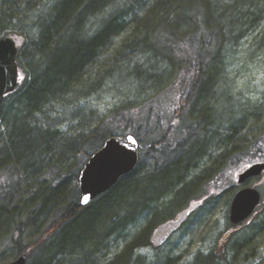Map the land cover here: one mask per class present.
<instances>
[{"label":"trees","instance_id":"obj_1","mask_svg":"<svg viewBox=\"0 0 264 264\" xmlns=\"http://www.w3.org/2000/svg\"><path fill=\"white\" fill-rule=\"evenodd\" d=\"M50 2L49 9L43 12V0H0V39L10 37L19 44L8 33L15 21L29 20L38 29V37L28 36L18 53V63L22 53L23 63L30 68L31 80L23 90L19 85L0 106V173L10 167L18 169L16 165H21L25 174L31 177L26 190L20 180L3 179L0 186V241L5 245L7 239L8 246L17 243L16 255H26L30 260L33 255L21 245L23 235L20 233H25L28 225H36L39 217L60 209L62 228L66 230L87 209V213L98 207L104 211L108 206L105 218L102 214L95 217L101 221L99 229L105 231L97 244L90 243V257L63 250L61 253H44L34 263L99 264L98 254L107 252L108 241L113 235L136 225L141 219L156 223L161 219L160 215L167 216L174 209V206L172 210L168 209L173 205L169 200L174 197V201H179L189 196L197 179V175H193L196 168H207L203 163L204 154L208 153L206 156L213 160L212 151L216 153L224 148L225 155L230 152L236 155L247 142L244 131L251 129L248 126L256 129L261 123L264 118L262 107L258 106L253 113L245 108L234 113L224 103L227 89L223 96L215 90H218L222 59L229 56V49L238 40L250 32L257 34L255 44L261 46L258 51H264V0ZM139 56L146 57V65L136 61ZM104 57H107V71L94 73L98 66L102 67V62L106 63ZM165 60L168 64L162 69ZM133 62H136L134 67L131 66ZM174 62L184 68L180 73L184 74L185 82L188 78L192 84L191 95L187 90L186 95L181 94L184 105L179 109L177 105L174 107L173 114L178 117H167V107L162 102H155L151 107H144L138 123L133 106H121L103 118L91 133L74 137L42 126L36 117V114L46 115L45 110L52 104L64 106L72 102L71 96L81 99L82 94L106 80L118 85L117 91L129 87L128 92L133 93L132 87L136 95L160 91L162 83L164 86L171 80L168 74ZM93 66L97 67L91 70ZM148 73L153 76L149 77ZM180 89L183 93L181 86ZM190 97L192 102L188 100ZM157 105L164 107L162 113H155ZM187 108L189 114L196 113L194 116L198 119L189 122L179 135H174L171 127L178 123L179 117L182 124L189 118L185 113ZM155 126L157 130L165 127L166 132L157 131L162 137L149 144L145 136ZM129 129L128 135L135 137L139 145L147 143L146 153L156 161L153 171L142 168L145 165L142 156L135 171L123 177L111 191L81 207L78 176L82 166L107 139L125 136ZM141 131H144L142 136ZM82 146H88V150L84 149L81 154ZM182 151L186 154L184 159L180 156ZM42 171L47 175L42 174V177ZM208 171L211 170L206 169ZM24 216H28L30 224L23 221ZM12 228L16 231L14 235ZM146 235L143 230L139 240L145 239ZM135 242L109 264H141L132 258V251L137 246ZM38 253H43V249ZM199 264L224 263L207 259Z\"/></svg>","mask_w":264,"mask_h":264},{"label":"rangeland","instance_id":"obj_2","mask_svg":"<svg viewBox=\"0 0 264 264\" xmlns=\"http://www.w3.org/2000/svg\"><path fill=\"white\" fill-rule=\"evenodd\" d=\"M50 1L51 0H43V12L47 11L51 6ZM28 21L29 20H23L22 23L15 21L14 26H12L14 29L12 28L8 31L12 37L19 41V48L25 46L24 43L28 36L33 39L38 37V29L34 27L33 23L30 24ZM256 35L257 34L253 35L252 32H250L244 38L238 40L237 44L229 49V56L222 59L221 67L219 68L220 75L218 78V90L216 89L215 92L222 94L223 96L224 90L227 89V97L224 100V103L226 108H232L234 113H238L244 110V108L253 113L258 106L264 109V51H258L261 46L255 44ZM120 41L121 40H118V42ZM21 54L22 53L19 54L21 78L20 89L23 90L25 87L24 85L27 81L29 82L31 78H29L28 75L30 68L26 67L23 63ZM112 54L113 52H111L110 58H112ZM106 60L107 57H104L103 61L106 62ZM136 61L142 65H146V57L139 56ZM174 63L172 64L170 71L168 70L170 72L168 75L171 80L164 86V83H162L163 88L160 91L150 92L149 95H136L134 93L136 91H133L132 87L130 91L134 94L128 92L129 87L128 90L122 89L117 91L116 86L118 85L115 83L111 84V82H107L106 80L98 83L97 87L94 86L91 91H84L85 93L82 94L81 99H76L71 96L69 99H71L70 101L73 103L70 102L64 106L57 103L54 105L52 104L50 109L45 110L46 115L36 114V117L40 120L42 126H50L51 130H59L61 133H64L69 137L77 136L80 133H91L96 129L103 118L109 117L111 112L119 109L121 106H133L135 109L134 111L138 114V123L140 122L141 112L144 107H151L155 102H162V104L165 105V108L167 107V117H178V115L173 114L175 110L174 107L177 105V109H179V107L184 105V100L181 99V94L186 95L184 92L187 90L188 94L191 95L192 84L188 81V78L187 82H185L184 74L182 72L180 73L184 68H181L177 63ZM135 64L136 62H133L131 66L134 67ZM167 64L168 63L165 60L161 65L162 69H165ZM181 66L184 67V65ZM96 67L93 66L91 70ZM102 70L104 72L107 71V62H102V67L98 66L94 73H98ZM211 70L215 72V68L211 67ZM152 72L156 74L159 73L158 70L151 71V73ZM148 75L149 77L153 76L150 73H148ZM211 84L212 82L210 85ZM214 85L217 87V83ZM180 86L184 90L183 93ZM221 91L222 93H220ZM205 93L207 94L208 92ZM211 93L212 92L209 94ZM188 100L192 102L191 97ZM185 105L188 107L187 104ZM163 110L164 107L162 105H157V107H155V113H162ZM189 112L190 109L188 110L187 108L185 113L189 115V118H186L187 120H185L183 124L181 117H179L180 120H178V123L171 127V132H173L174 135H179L181 130L185 128L189 122L191 123L198 119L194 116L196 113L191 111L192 114H189ZM143 114L145 117V113ZM248 127H251V129L244 131L245 140L247 142L240 147L239 153L236 151V155L234 156L231 152L225 155V149L221 148L220 150H217L216 153L212 151L214 155L212 157L213 160L206 156L208 153L204 154V161H202L207 165V168L204 166V169L203 167L196 168V172L193 175H197L195 177L197 179L194 182V189L189 193V196H187L186 199L184 198L179 201H174V197L172 198V201L169 200L173 205L168 209H171L173 206L174 209H171V214L167 213V216L160 215L161 219L155 221L156 223L150 224L146 219H141L136 225L129 228L127 227V230H123L121 233L113 235L108 241L109 250L107 248V252L105 251L104 253L98 254L99 264L111 263V261L119 256L129 244L135 241L134 244H138V247H134L135 249L132 251V258L135 262L141 264H196V261L200 263L202 260L209 259L210 256L211 258L221 257L222 260H220V263L224 264H264V176L250 181V184L256 186L262 194V202L258 211L248 223H245L243 228L239 231L233 232L231 235L232 242L230 241L229 244L224 246V249L229 248L234 251L237 248V250L234 251V253H220V250L222 249L217 250L221 234H225L230 228L229 203L236 195L235 187L237 184V175L242 168L264 160V118L261 120V123L258 124L256 129L252 128V126ZM118 128H120L119 126H117L116 129L120 131ZM157 131L164 134L166 128L159 127L157 130L156 126L151 127L150 132L145 136V141L152 144L155 140L160 139L162 134L157 133ZM143 133L144 131H141L140 136H142ZM128 134H130V129L126 132L125 136ZM204 139L205 136H203V141ZM147 143H142L143 147L141 145L142 153L140 154V157L143 156V161L145 162V165H142V168H146L151 172L153 171V167H155L153 165L156 161L146 153V151H148L146 147ZM84 149L88 150V146L81 147V154L84 153ZM171 150H173V148H171ZM181 153L180 156L184 159L186 156L185 151H182ZM79 157L82 156L79 155ZM218 157L219 162H217ZM16 167L18 169L10 167L4 170L2 174L0 173V186L3 183V179L11 177V179L20 180L19 182H21L22 188L26 190L28 189V182L31 180V177L25 174L21 165H16ZM206 169L211 171L206 172ZM48 171L49 170H47V172ZM47 172L43 173L42 171L41 176ZM189 179V181H192V177H189ZM215 186H223L227 188L221 198L217 200L216 206H213L212 209L207 208L206 206L205 209L197 211L179 231L171 234L169 242L164 244V246L159 245L155 249L152 246L147 245L139 246V243H142L141 241H143V239L139 240L140 233L143 230H146L147 234L157 229L158 225L169 221L178 213L188 209L189 204L194 201H199V198L204 196L203 192L205 190L202 191V188H211ZM169 202L165 201L164 203L169 205ZM31 210L32 209L29 210V213H31ZM59 210L60 209L55 212L50 211L45 217H39L36 225L28 223V216H26L27 218L25 216L23 217V221L30 225L27 226L25 233H20L23 235L21 237V245L27 249V251L29 250L27 253H32L33 255V257L28 260L27 264H34L44 253H61L63 250L67 253H81V255L90 257L91 253H88L90 243L96 242L97 244L103 237L105 229L103 231L99 229L101 221L95 217L96 215L101 214L103 217L106 216L109 212L108 206H105L104 211L101 207H98L94 209L95 211L91 210L87 213V209L77 220H74L75 222L73 221L74 223H70L66 230L63 229L64 225L62 224V217L59 214ZM160 212H165V210H160ZM14 230L15 228H12L11 230L13 231V235L16 232ZM6 237H9V235ZM149 237L150 236L148 235V238ZM17 239L19 240V236ZM192 239H197L198 241L196 242V245L198 246L201 243L206 251L202 253H184L187 246L191 245V243L189 245V242ZM0 242V264H9L13 262L18 257L16 255V253H18V250L16 249L18 244L16 243L13 244V246H8L7 239L5 245L2 240ZM210 245L213 251L210 250ZM40 249H43V253H38ZM239 250H243V252H240V255L237 254Z\"/></svg>","mask_w":264,"mask_h":264},{"label":"water","instance_id":"obj_3","mask_svg":"<svg viewBox=\"0 0 264 264\" xmlns=\"http://www.w3.org/2000/svg\"><path fill=\"white\" fill-rule=\"evenodd\" d=\"M18 47L12 38L0 39V105L4 98L14 92L19 82L17 63ZM138 163V143L133 136H114L85 163L79 175L81 191L80 206L85 207L115 187L121 177L131 173ZM264 171V164L258 163L246 168L239 176V183L256 177ZM261 202V194L256 188L241 190L234 198L230 221L238 225L248 219ZM166 232V228L161 230ZM9 264H27L26 255Z\"/></svg>","mask_w":264,"mask_h":264},{"label":"flooded vegetation","instance_id":"obj_4","mask_svg":"<svg viewBox=\"0 0 264 264\" xmlns=\"http://www.w3.org/2000/svg\"><path fill=\"white\" fill-rule=\"evenodd\" d=\"M139 148H140L139 154H141V149H142L141 145H139ZM139 164H140V161H139ZM238 175H237V178L235 177L236 180H237V184H236V187H235V191H236L235 193H238L239 191H241V190H243L245 188L252 187V185L250 184V181L253 180V179L248 180L243 185L238 184L239 183L238 182ZM263 175H264V173L259 178H261ZM259 178H257V179H259ZM226 189L227 188H225L223 186H215V187H211V188H202L201 189L202 191L205 190L203 192L204 196L202 198H199V201L192 202L191 204H189L188 209H186L185 211H183L181 213H178L174 218L170 219L169 221L158 225L157 229L151 231L150 233H147L145 239H144V237L141 238V239H143V241H141L142 243H139V246L147 245V246H152L154 249L157 246H159V245L164 246V244L169 242V238L171 237V234L175 233L176 231H179L188 222L190 217H192L197 211L205 209L206 206H207V208H210V209H212L213 206H216L217 200L221 198V196L226 191ZM186 198H187V196L185 197V199ZM233 199L234 198H232V200L229 203L230 206L232 204ZM259 207H260V205L258 206V208ZM258 208L255 210L253 216L258 211ZM252 217L249 218L248 220L244 221L243 223L239 224L238 226H234L230 222L229 230H227L225 234H221V237L219 239V245L217 247V250L222 249V250H220V253H234V251L237 250V248L234 251L230 250L229 248L228 249H224V246H226V244H229L230 241L232 242V239H231L232 236L231 235L233 234V232L234 231H239L241 228H243L245 223H248V221L251 220ZM163 228H166V232H162L161 231ZM145 232H146V230H145ZM148 235L150 236L149 238H148ZM197 241H198L197 239L190 240L189 245H190V243H191V245L187 246V248L184 251V253H202V252L206 251L205 247L202 246L201 243L198 246L196 245ZM137 247H138V244H137ZM230 247H232V246H230ZM210 250L213 251L212 247L210 248ZM240 252H243V250H239L237 253H240ZM212 258L215 261L222 260L221 257H219V258L212 257ZM212 258L210 256L209 259H212ZM247 264H249V263H247Z\"/></svg>","mask_w":264,"mask_h":264},{"label":"bare ground","instance_id":"obj_5","mask_svg":"<svg viewBox=\"0 0 264 264\" xmlns=\"http://www.w3.org/2000/svg\"><path fill=\"white\" fill-rule=\"evenodd\" d=\"M81 170H82V168H81ZM81 170H80V172H81ZM80 172H79V173H80ZM209 248H211V245L209 246ZM123 253H125V251L121 252V254H123ZM119 255H120V254H119Z\"/></svg>","mask_w":264,"mask_h":264}]
</instances>
